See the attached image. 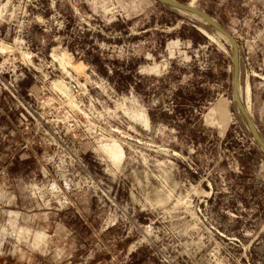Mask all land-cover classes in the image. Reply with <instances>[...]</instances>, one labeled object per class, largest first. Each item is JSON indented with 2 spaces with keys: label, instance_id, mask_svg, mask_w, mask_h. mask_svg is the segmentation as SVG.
I'll use <instances>...</instances> for the list:
<instances>
[{
  "label": "rangeland",
  "instance_id": "rangeland-1",
  "mask_svg": "<svg viewBox=\"0 0 264 264\" xmlns=\"http://www.w3.org/2000/svg\"><path fill=\"white\" fill-rule=\"evenodd\" d=\"M176 1L236 39L264 139V0ZM231 71L216 31L156 0H0V264H264V155ZM76 199L96 238L61 225Z\"/></svg>",
  "mask_w": 264,
  "mask_h": 264
},
{
  "label": "water",
  "instance_id": "water-1",
  "mask_svg": "<svg viewBox=\"0 0 264 264\" xmlns=\"http://www.w3.org/2000/svg\"><path fill=\"white\" fill-rule=\"evenodd\" d=\"M160 5L165 6L169 9L176 10L182 13L189 14L203 23L209 25L214 31H216L228 44L230 49V58H231V96L235 104L237 112L239 113L243 123L246 126V129L256 143L260 151L264 155V139L259 133L257 127L255 126L249 111L244 105V102L241 98L239 90V78H240V56H239V47L236 39L222 27L212 16L207 13L191 6L190 4H184L176 0H156Z\"/></svg>",
  "mask_w": 264,
  "mask_h": 264
},
{
  "label": "crops",
  "instance_id": "crops-1",
  "mask_svg": "<svg viewBox=\"0 0 264 264\" xmlns=\"http://www.w3.org/2000/svg\"><path fill=\"white\" fill-rule=\"evenodd\" d=\"M216 20V19H215ZM217 21V20H216ZM218 22V21H217ZM219 23V22H218ZM10 125L6 124L5 128L8 130V134L14 135V124L13 121L9 120V117L6 116ZM17 121V119H16ZM11 202L14 201V205H18L15 194L10 196ZM75 203L77 206H82L81 209L77 212L75 210H68L62 215H67L64 218L61 225L67 226L68 234L70 237L81 238V237H90L96 238L98 235V227L101 225L102 216L95 209L89 208V200L76 199ZM104 232V231H103ZM110 253V250L104 251V257H107V254Z\"/></svg>",
  "mask_w": 264,
  "mask_h": 264
},
{
  "label": "built area",
  "instance_id": "built-area-1",
  "mask_svg": "<svg viewBox=\"0 0 264 264\" xmlns=\"http://www.w3.org/2000/svg\"><path fill=\"white\" fill-rule=\"evenodd\" d=\"M73 1V3L75 2V0H72ZM25 111H26V109L25 108H23ZM26 113L28 114V116L32 119V120H36L35 118H34V114H33V112H27L26 111ZM54 120V118H53V112L50 110V111H47V112H45V113H43V116H42V118H41V120H40V125H41V127H42V129L45 131V133H49V132H52L51 131V127H52V125H55L54 123H49L50 121H53ZM24 121L28 124V122H27V119L26 118H24ZM27 126H29V124L27 125ZM54 144V137L52 138H49V140H48V146H52Z\"/></svg>",
  "mask_w": 264,
  "mask_h": 264
},
{
  "label": "bare ground",
  "instance_id": "bare-ground-1",
  "mask_svg": "<svg viewBox=\"0 0 264 264\" xmlns=\"http://www.w3.org/2000/svg\"><path fill=\"white\" fill-rule=\"evenodd\" d=\"M191 5V4H190ZM193 6V5H191ZM219 37H221L219 34H218ZM222 38V37H221ZM60 63L63 65V66H67V67H70L72 69H74L75 71H77V68L79 66H76V65H72L70 64V62H68L65 58H63V56L61 57L60 59ZM245 105V104H244ZM246 107V106H245ZM142 119H143V123L145 126H148V119L145 117V116H142Z\"/></svg>",
  "mask_w": 264,
  "mask_h": 264
},
{
  "label": "trees",
  "instance_id": "trees-1",
  "mask_svg": "<svg viewBox=\"0 0 264 264\" xmlns=\"http://www.w3.org/2000/svg\"><path fill=\"white\" fill-rule=\"evenodd\" d=\"M181 107H177V110H175L176 112H181L182 110L180 109ZM184 111V110H183Z\"/></svg>",
  "mask_w": 264,
  "mask_h": 264
}]
</instances>
